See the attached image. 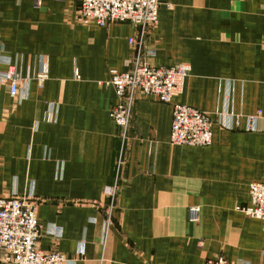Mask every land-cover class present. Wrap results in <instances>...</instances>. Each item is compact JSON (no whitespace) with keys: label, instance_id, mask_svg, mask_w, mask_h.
<instances>
[{"label":"crops","instance_id":"obj_1","mask_svg":"<svg viewBox=\"0 0 264 264\" xmlns=\"http://www.w3.org/2000/svg\"><path fill=\"white\" fill-rule=\"evenodd\" d=\"M80 9L0 0V56L20 78L16 99L0 86V198L33 195L39 248L75 264H264V224L238 211L264 183V0H160L141 61L191 67L175 101L210 117L213 142L172 145V105L138 99L107 233L121 130L104 82L131 70L139 29Z\"/></svg>","mask_w":264,"mask_h":264},{"label":"built area","instance_id":"obj_2","mask_svg":"<svg viewBox=\"0 0 264 264\" xmlns=\"http://www.w3.org/2000/svg\"><path fill=\"white\" fill-rule=\"evenodd\" d=\"M80 16L85 22L105 28L109 24H131L139 29V38L130 39L135 47L136 58L131 70L112 72L104 85L115 91L118 102L110 109V117L121 130V147L116 161L112 185L106 187L109 200L107 230L111 224L112 212L118 193L119 177L124 166V152L128 129L132 120L133 107L140 98H154L172 105L170 143L174 146L209 147L213 142L210 117L192 107L175 100L185 90L191 67L180 64L171 67H156L143 63L141 54L147 33L158 24L160 0H78ZM0 86H7L12 99L18 97L20 78L9 58L0 56ZM44 76L41 77V80ZM252 128H249L251 130ZM40 202L33 195L13 194L0 198V264H75V261L57 251H43L39 248L41 230L37 219ZM238 211L258 219L264 224V183L250 185V206ZM196 219L197 210H191ZM48 235L60 237V230L52 226ZM205 264L230 263L222 257L209 259Z\"/></svg>","mask_w":264,"mask_h":264}]
</instances>
